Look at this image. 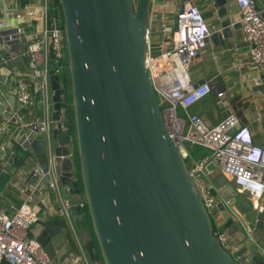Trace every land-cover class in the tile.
I'll use <instances>...</instances> for the list:
<instances>
[{
	"label": "water",
	"instance_id": "water-1",
	"mask_svg": "<svg viewBox=\"0 0 264 264\" xmlns=\"http://www.w3.org/2000/svg\"><path fill=\"white\" fill-rule=\"evenodd\" d=\"M18 1L22 8L38 3ZM59 1L69 81L63 88L60 77L50 74L53 119L58 120L68 94L74 130L63 135L53 125L48 132L21 129L6 150L13 162L0 192L21 172L19 185H36L37 194L42 190L56 202L76 203L73 198L83 196L88 213L77 204L70 212L79 228L87 227L86 220L92 224L93 237L85 247L93 263L264 264V206L255 208L214 164L207 166L222 195L223 228L240 239L235 260L215 235L179 143L166 127L146 67L150 0ZM3 5L8 22L6 0ZM261 6L264 18V0ZM227 14L224 8L220 16ZM177 21L176 15L173 31ZM231 25L224 20L212 39L230 38ZM3 81L0 76L1 113L12 97L18 100ZM63 223L47 227L38 240L43 248L62 232Z\"/></svg>",
	"mask_w": 264,
	"mask_h": 264
},
{
	"label": "built area",
	"instance_id": "built-area-1",
	"mask_svg": "<svg viewBox=\"0 0 264 264\" xmlns=\"http://www.w3.org/2000/svg\"><path fill=\"white\" fill-rule=\"evenodd\" d=\"M49 1L38 0V3L25 6L15 15L18 22L41 20L43 28L34 32L24 53L30 58V78L20 73L17 80L18 102L25 110H31L40 103L44 122L40 127L42 132H48L50 126L59 129L63 135L73 133L72 106L63 97L59 109L58 120H51L53 114L52 91L50 74L54 72L59 77L66 74L67 53L65 49L64 29L57 18L49 16ZM241 11V25L243 41L250 47V61L262 73V77L255 82V95L264 100V18L259 0H235ZM177 30L171 34L163 28V35H169L171 47L163 48L159 54H154L148 40V55L146 67L149 77L160 104L166 127L179 143L182 155L189 162L188 173L199 193L205 208L216 221L214 233L222 248L235 260L241 246L233 235L223 228L224 221L218 212L220 199L216 193H221L212 182L207 171L209 164L233 184L236 190L254 203L255 208L263 206L264 202V146L256 143L251 129L242 126L238 118L231 114L222 119L216 126L210 127L206 121L189 109L196 103L203 101L212 93L209 84L194 85L190 77V66L206 48L211 37L210 27L200 12L191 4L185 3L177 13ZM26 38L24 28L15 26L3 36L9 44L22 43ZM38 82L37 88L30 87V83ZM62 84V82H61ZM64 88V84H62ZM225 92L218 94L224 97ZM182 111L184 116L179 112ZM262 114L258 115L261 119ZM199 147L210 152L209 155L195 159L186 145ZM4 149V147H2ZM42 174V170H37ZM53 186V184H52ZM26 199L15 209L13 215L0 213V264H53L44 251L42 244L29 236L30 228L37 224L39 215L31 204L36 185H27ZM61 202V201H60ZM77 204L80 210L87 208L83 200L72 203L64 200L61 204L62 217L72 223L73 216L70 208ZM49 212V209H46ZM82 258L75 255L65 264H83Z\"/></svg>",
	"mask_w": 264,
	"mask_h": 264
},
{
	"label": "crops",
	"instance_id": "crops-1",
	"mask_svg": "<svg viewBox=\"0 0 264 264\" xmlns=\"http://www.w3.org/2000/svg\"><path fill=\"white\" fill-rule=\"evenodd\" d=\"M8 4V22H5L4 0H0V76L4 78L1 82L4 86L8 84L12 96L17 94V80L20 73L30 78V58L24 53L30 39L38 29L43 28L41 20L29 22H18L15 15L23 8L18 0H6ZM260 2V7L263 10ZM218 0H150L148 16V40L155 54H159L163 48L171 47L169 35H163L162 30L166 28L171 34L174 28V19L185 3L196 6L206 19L211 37L207 41L206 48L201 52L190 66V77L194 85L209 84L212 93L201 102L194 104L189 109V114L202 117L208 126H216L222 119L233 114L240 125L247 126L254 134L258 145L264 146V100L255 95V82L262 77V73L250 61V47L243 41L241 24V11L233 1L225 6H219ZM35 3H26V7ZM228 10L225 17L220 13L223 9ZM230 19L232 22L230 38L212 39V36L221 30V23ZM238 25V29L233 26ZM15 26H22L26 35L25 41L19 44L9 45L3 36ZM37 81L30 83L32 90L37 88ZM201 85V84H200ZM225 92L224 97L219 98L218 94ZM6 106H2L0 112V183L8 173L12 165L13 155L6 154L17 141L19 131L24 128H31L39 119L43 118V111L38 103L36 107L25 110L18 100L12 97ZM16 110V111H15ZM184 116L182 111L179 112ZM262 114L261 119L258 115ZM53 119V114L51 116ZM4 147V149H2ZM23 173H19L11 182H7L0 192V213L13 215L15 209L26 199L28 193L26 184L22 186ZM16 180H19L16 182ZM25 181V180H24ZM41 190V189H40ZM31 204L39 215L37 224L30 228L29 236L39 240L48 226L56 221L62 220L64 228L54 239H52L44 251L50 257L53 264H65L70 258L77 255L82 258L83 264H99L89 260L86 243L93 237L92 229L87 223L86 228H79L74 219L70 223L61 215L62 202L54 201L46 192L35 193ZM216 196L222 200L221 193ZM75 202L83 200V196L73 198ZM264 206V202H263ZM49 209V212L46 211ZM83 214V213H82ZM239 242L237 235L233 236ZM5 264V263H2ZM253 264V263H250Z\"/></svg>",
	"mask_w": 264,
	"mask_h": 264
},
{
	"label": "trees",
	"instance_id": "trees-1",
	"mask_svg": "<svg viewBox=\"0 0 264 264\" xmlns=\"http://www.w3.org/2000/svg\"><path fill=\"white\" fill-rule=\"evenodd\" d=\"M49 16L51 18H57V19H59L60 22H61V25L63 26L62 8H61L60 1L59 0H50L49 1ZM66 64H67V62H66ZM67 73H68V70H67V72H66L65 75H61L60 76L61 82L64 85H66V84L68 85L69 77H68V79H66ZM73 130H74V128L72 129V131ZM190 153H191V155L193 157L196 156V153L194 151H190ZM81 212L83 214H87L88 213V206H87V208L85 210H81ZM87 223L90 226V228L92 229V224H91L90 220L87 221ZM92 233H93V229H92Z\"/></svg>",
	"mask_w": 264,
	"mask_h": 264
},
{
	"label": "rangeland",
	"instance_id": "rangeland-1",
	"mask_svg": "<svg viewBox=\"0 0 264 264\" xmlns=\"http://www.w3.org/2000/svg\"><path fill=\"white\" fill-rule=\"evenodd\" d=\"M65 49H66V46H65ZM65 68H66V72H67V70H68L67 64L65 65ZM62 75H65V74H62ZM68 77H69V75L67 73L66 79H68ZM64 100L66 102L70 103V106H72V101H71L70 96H68V94H67V96H64ZM159 103L162 104V101H161L160 98H159ZM186 146H187L188 150L194 151L196 153V156L194 157L196 160L199 159L201 156H206V155L210 154V152L208 150H205V149H202V148H199V147H195V146H192L190 144H188ZM186 163H187L188 166L190 165L189 162H186ZM212 221L215 224L216 218H215L214 214H212Z\"/></svg>",
	"mask_w": 264,
	"mask_h": 264
}]
</instances>
